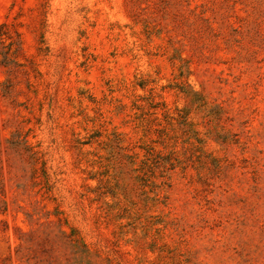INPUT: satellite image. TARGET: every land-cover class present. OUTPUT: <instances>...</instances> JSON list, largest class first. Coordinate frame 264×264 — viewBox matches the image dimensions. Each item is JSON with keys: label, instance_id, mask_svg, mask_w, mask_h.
<instances>
[{"label": "rangeland", "instance_id": "obj_1", "mask_svg": "<svg viewBox=\"0 0 264 264\" xmlns=\"http://www.w3.org/2000/svg\"><path fill=\"white\" fill-rule=\"evenodd\" d=\"M0 264H264V0H0Z\"/></svg>", "mask_w": 264, "mask_h": 264}, {"label": "trees", "instance_id": "obj_2", "mask_svg": "<svg viewBox=\"0 0 264 264\" xmlns=\"http://www.w3.org/2000/svg\"><path fill=\"white\" fill-rule=\"evenodd\" d=\"M5 213H6L5 206L4 207L0 206V214H5Z\"/></svg>", "mask_w": 264, "mask_h": 264}]
</instances>
